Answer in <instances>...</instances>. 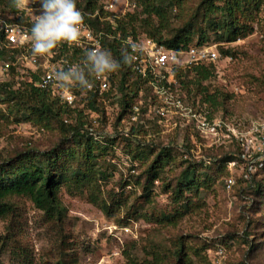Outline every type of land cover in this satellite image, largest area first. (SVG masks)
<instances>
[{
    "label": "rangeland",
    "instance_id": "rangeland-1",
    "mask_svg": "<svg viewBox=\"0 0 264 264\" xmlns=\"http://www.w3.org/2000/svg\"><path fill=\"white\" fill-rule=\"evenodd\" d=\"M110 1L96 0V3L107 6ZM124 1L115 2L116 13ZM129 1L134 4L133 0ZM199 1L184 0L180 15L192 14ZM76 2L79 9L86 4L85 0ZM129 9L126 14L134 7ZM7 13L1 12L0 7L1 15ZM181 19H172V26L177 27ZM253 27L251 35L231 44H217L213 36L207 43L214 45L220 56L213 63V78L202 84L208 94L217 95L216 110L209 104H201L198 88L189 86L191 92H183L176 81L175 92L185 104L195 103L201 112L210 107L213 119L224 123L217 136L203 139L187 122L172 115L160 126L149 120L152 114L149 118L141 117L146 119L147 126L137 130L134 143L150 146L155 154L160 149H168L173 157L154 184L152 203L146 204L141 199L142 188L134 185L135 178L141 175L139 164L132 166L125 152L127 145L120 142L114 145V154L100 162L112 170L106 171L107 180L100 182L102 198L112 205L110 215L89 203L87 193L69 192L64 187L59 194L66 209L62 223L48 221L28 199L12 198L13 214L0 220V264H23L15 256L18 249L23 250L30 264H54L57 260L66 264H124V251L139 260L159 253L174 263L173 252L180 238L185 239L186 249H191H188L191 264H264V196H255L249 188L253 179L264 182V169L257 166L264 162V2ZM220 45L230 49L231 55L222 56ZM103 104V114L95 112L98 119L95 131L105 138L126 129L130 115L120 125L114 102ZM0 110L8 116L0 119V162L27 147L43 152L58 143L56 131L40 130L28 123L17 124L5 105H0ZM86 115L88 121L94 117L88 111ZM226 156H232L234 161L221 171L213 163ZM188 166L198 169L196 173L201 179L208 176L211 181L193 198L194 206L199 207L174 227L137 218L140 214L158 217L172 211L171 189ZM228 180L233 182L229 188ZM127 181L131 184L124 186ZM165 185H169L166 190ZM206 243L214 246L207 254L200 251ZM216 243L225 249L221 257L215 254ZM193 249L199 250V255Z\"/></svg>",
    "mask_w": 264,
    "mask_h": 264
},
{
    "label": "trees",
    "instance_id": "trees-1",
    "mask_svg": "<svg viewBox=\"0 0 264 264\" xmlns=\"http://www.w3.org/2000/svg\"><path fill=\"white\" fill-rule=\"evenodd\" d=\"M85 2L91 12L97 9L103 18L110 14L103 6L97 5L96 0ZM133 2L134 10L115 19L114 27L106 21H90L96 31L104 34L102 47L109 49L121 62L120 70L109 74L111 88L104 95L106 100L114 102L118 108L117 122L131 115L135 109L143 115L154 104V97L147 81L125 67L126 63L122 59V53L127 51L125 40L135 41L138 37L145 36L164 49L178 52L186 51L190 47L207 45L212 36L217 44H231L253 33V22L264 0H200L192 14L182 16L180 11L184 0H133ZM0 7L1 12L13 13L16 10V0H0ZM180 17L182 19L178 21L179 25L172 26L171 20ZM218 49L222 56L231 55V50H225L222 45L218 46ZM10 75V80H0V105H5L8 115L14 118L15 123H28L48 132L56 131L59 134V141L51 149L43 152L27 147L0 162V220L7 219L14 212L10 199L25 198L43 212L48 221L62 223L66 217V209L59 198L63 187L69 192L87 193L89 203L105 215H110L112 205L102 198L100 182H105L108 177L106 171L112 170L108 165H100V162L104 157L114 154V145L120 142L127 145L125 152L132 166H135L133 163L139 164L138 170L141 171V175L135 178L134 185L142 188L141 199L146 204L153 202L154 184L160 180V174L173 159L168 149H160L155 154V150L150 146H140L134 143L133 139L124 138L119 132L95 141L87 133V127L91 126V123L86 118V112L103 114L104 104L97 94L88 93L82 109L70 108L63 105L53 91L40 89L27 81L16 84L15 73L11 72ZM85 75L88 76L87 71ZM189 76L192 77L189 79ZM213 76V63L177 67L174 70V77L181 91L191 92L189 86L198 88L202 95L201 104H209L216 110L219 105L217 95L208 94L207 87L202 86ZM192 106L198 111L195 103H192ZM205 112L209 119L214 118L210 107ZM7 117V114L0 110V119ZM141 128L144 127L136 124L132 132H137ZM134 144L136 146H131ZM221 160L213 165L225 171L226 166L232 163L234 158L226 156ZM257 166L263 170L264 162ZM196 171L198 169L195 167L188 166L178 176L169 195L174 204L170 213L158 217L140 214L137 218L174 227L194 208H198L199 205L194 206L193 198L207 188L211 181L208 176L201 179V175ZM129 183L131 184L127 181L123 185L129 186ZM250 184V193L259 198L264 196V182L253 179ZM168 188L169 185H165V190ZM6 244L7 241L3 246L6 247ZM186 246L185 239L180 238L177 241L173 252L174 263L162 258L159 253H151L150 259L139 260L128 251H124V264H191L188 253V249H191L188 247L186 249ZM213 247V244L206 243L200 251L207 254ZM193 253L199 255V250L193 249ZM15 256L21 258L23 264L27 263L22 249H18ZM206 258L205 256L204 260H207ZM54 264L66 263L57 260Z\"/></svg>",
    "mask_w": 264,
    "mask_h": 264
},
{
    "label": "built area",
    "instance_id": "built-area-1",
    "mask_svg": "<svg viewBox=\"0 0 264 264\" xmlns=\"http://www.w3.org/2000/svg\"><path fill=\"white\" fill-rule=\"evenodd\" d=\"M111 0L103 9L109 11L106 17H101L98 10L93 12L84 5L80 10L85 14V30L82 36L81 45H68L66 43L58 45L52 54L48 56H34L31 51L29 41V29L35 19L31 9H38L39 3L33 0H21L15 12L7 13L5 16L0 14V80L4 77L11 79V72L15 73L14 81L16 84L27 81L40 89H48L56 93L60 102L70 108L78 107L82 109L86 103L88 93L97 94L105 103L104 95L111 88L108 79L109 75L102 77H89L94 83L90 91H83L78 85H74L70 90H65L54 80V74L59 70L67 71L72 64L80 63L83 66L84 52L96 46H102L103 32L96 31L90 23L91 20L109 22L114 27V20L123 17L130 7H134L129 0H125L120 7V12L116 13L115 2ZM36 15L39 13L35 12ZM20 15L28 18L19 19ZM32 16V17H31ZM136 44L138 49L133 52L130 44ZM127 52L134 55L133 62L125 64L130 71L141 79L147 81L154 97V104L141 115L137 109L129 116L126 129L120 130V135L124 138L136 139L137 132H132L134 126L146 127V119L149 118L157 125H162L169 115L175 119L187 122L198 135L203 139L215 137L224 128V123L216 119H209L206 112L197 111L191 104H185L175 92L176 80L174 77L175 68H185L193 65H205L215 63L219 59V53L214 45H203L190 47L186 51L167 50L159 46L155 41L145 36L138 37L135 41L125 40ZM87 71V69H85ZM2 78V79H1ZM90 118L91 126L87 127V133L95 141H100L102 137L95 130L98 126L96 113ZM127 116L123 117L119 124H124ZM66 122V120H65ZM264 143V138H263ZM233 182L227 181V187H231ZM225 249L220 243L215 244V254L221 257Z\"/></svg>",
    "mask_w": 264,
    "mask_h": 264
},
{
    "label": "clouds",
    "instance_id": "clouds-1",
    "mask_svg": "<svg viewBox=\"0 0 264 264\" xmlns=\"http://www.w3.org/2000/svg\"><path fill=\"white\" fill-rule=\"evenodd\" d=\"M21 0H16L17 6ZM39 3L38 9H31L35 17L28 30L31 51L34 56H48L58 47L81 45L85 30V14L77 7L76 0H33ZM35 12H39L36 15ZM133 52L138 49L134 43L130 44ZM124 63L134 61V55L127 51L122 53ZM121 68V62L113 53L102 46L86 49L83 66L80 63L72 64L67 71L59 70L54 74V80L62 89L70 90L78 85L83 91H90L94 87L92 79L88 77H102L116 73ZM87 69L88 76L85 75Z\"/></svg>",
    "mask_w": 264,
    "mask_h": 264
}]
</instances>
